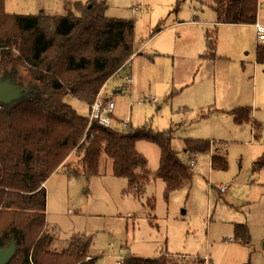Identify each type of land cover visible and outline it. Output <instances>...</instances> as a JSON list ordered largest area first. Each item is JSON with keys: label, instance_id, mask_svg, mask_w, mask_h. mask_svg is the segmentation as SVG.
I'll return each mask as SVG.
<instances>
[{"label": "rangeland", "instance_id": "374dc122", "mask_svg": "<svg viewBox=\"0 0 264 264\" xmlns=\"http://www.w3.org/2000/svg\"><path fill=\"white\" fill-rule=\"evenodd\" d=\"M87 1L5 0V10L79 16L78 5ZM104 1L108 17L135 20L136 42L143 46L97 96L114 102L118 127H173L172 147L179 159L187 166L196 162L193 179L167 200L163 181L153 178L159 149L146 141L136 144L151 173L139 197L128 192L126 179L112 176L105 155L98 176L69 177L68 168L59 170L45 184L54 246L63 248L71 236L86 234L92 235L90 252L101 264H115L117 258L105 256L116 255L120 247L141 258L176 255L182 264H264V168L252 170L264 153V64L255 62L254 27L215 23L213 0ZM258 20L263 23L264 8L258 9ZM159 26L163 29L152 35ZM207 32L216 41L214 61L197 59ZM125 75H131V84H123ZM116 86L123 92H114ZM65 101L80 115H89L84 102L71 96ZM240 107L252 109L258 131L234 124L229 112ZM183 138L211 141L208 153H185ZM214 155L226 156L225 170L208 166ZM77 161L73 156L72 170H80ZM220 184L229 189L221 193ZM241 223L248 226L249 244L233 240L234 226Z\"/></svg>", "mask_w": 264, "mask_h": 264}, {"label": "trees", "instance_id": "16d2710c", "mask_svg": "<svg viewBox=\"0 0 264 264\" xmlns=\"http://www.w3.org/2000/svg\"><path fill=\"white\" fill-rule=\"evenodd\" d=\"M258 7V0H213L211 9L217 24L254 25ZM78 8L79 16L12 14L6 12L5 0H0V82L20 91L16 99L0 103V249L14 245L6 264H101V258L90 252L92 235L75 234L65 247L54 246L46 222L45 184L59 170L68 168L69 177L98 176L105 155L112 176L126 179L128 192L139 197L151 173L136 144L146 141L159 149L153 178L163 181L167 200L193 179L192 167L172 147L173 127L162 131L150 123L118 127L113 120L109 127L93 123L83 138L90 106L101 88L140 54L143 45L136 42L135 20L108 17L104 0H88ZM162 29L157 27L152 35ZM216 50L215 37L207 32L205 50L197 59L214 61ZM255 62L264 64V43L256 44ZM66 96L89 106V115H80L65 101ZM229 113L237 127L260 129L251 108ZM210 146L209 140L183 138L185 153L205 154ZM73 156L80 170H72ZM211 168L225 170L226 156L214 155ZM263 168L264 153L253 162L252 170ZM250 239L246 224L234 226V241L249 244ZM115 264L182 261L167 253L153 258L126 253Z\"/></svg>", "mask_w": 264, "mask_h": 264}, {"label": "built area", "instance_id": "2783aa9c", "mask_svg": "<svg viewBox=\"0 0 264 264\" xmlns=\"http://www.w3.org/2000/svg\"><path fill=\"white\" fill-rule=\"evenodd\" d=\"M254 32H255V37H256V42L257 44L264 43V24L256 22L254 25ZM123 84H128L131 82V78L128 75L123 76L122 78ZM114 102L110 99H101L100 96H97L93 104L90 106L91 112L88 118V125L86 127V133H85V138L87 133L92 127L93 123L98 124L99 126L102 127H109L112 122H113V110H114ZM197 155H194L196 157ZM211 160V158H210ZM196 162L194 159L190 161V166L193 167L195 166ZM211 165V162H208V166ZM44 186V185H43ZM217 189L221 192L224 193L229 189V185L227 184H220L217 186ZM110 248L111 249H116L115 246L110 243ZM125 247H120L119 249H116L117 253L116 255H106L105 257L107 258H114V259H121L125 252ZM89 259V258H87Z\"/></svg>", "mask_w": 264, "mask_h": 264}, {"label": "water", "instance_id": "95a60500", "mask_svg": "<svg viewBox=\"0 0 264 264\" xmlns=\"http://www.w3.org/2000/svg\"><path fill=\"white\" fill-rule=\"evenodd\" d=\"M19 91L9 83L0 82V103H9L18 97ZM14 252V245L0 249V264H6Z\"/></svg>", "mask_w": 264, "mask_h": 264}, {"label": "crops", "instance_id": "0c3cea01", "mask_svg": "<svg viewBox=\"0 0 264 264\" xmlns=\"http://www.w3.org/2000/svg\"><path fill=\"white\" fill-rule=\"evenodd\" d=\"M258 2H259V7H258V9H259V8H264V1H263V0H258ZM257 22L262 23L260 20H258V16H257ZM195 23H196V22H193V24H195ZM262 24H264V21H263ZM250 27L253 28V25H250ZM134 57H135V56H133L132 58H134ZM132 58H131V59H132ZM129 64H130V63H129ZM113 77H114V76H113ZM113 77H112V78H113ZM112 78H111V79H112ZM130 78H131V75H130ZM111 79H110V81H111ZM110 81H109V82H110ZM131 83H132V78H131V82H130L129 84H131ZM120 84H121V83H120ZM119 86H120V85H119ZM114 92H119V90H118V86L115 87V91H114ZM120 93H121V92H120ZM105 99H109V96H108V97H105ZM113 115H114V114H113ZM114 117H115V116H114ZM113 119H114V118H113ZM114 120H115V119H114ZM250 142H251V141H250ZM202 164H204V163H202ZM202 164H201V165H202ZM110 168H111V163H110ZM57 172H58V171H57ZM57 172H55L54 174H56Z\"/></svg>", "mask_w": 264, "mask_h": 264}]
</instances>
